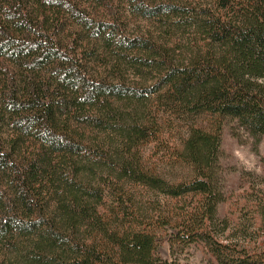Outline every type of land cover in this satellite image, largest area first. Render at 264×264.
Masks as SVG:
<instances>
[{"label":"trees","instance_id":"1","mask_svg":"<svg viewBox=\"0 0 264 264\" xmlns=\"http://www.w3.org/2000/svg\"><path fill=\"white\" fill-rule=\"evenodd\" d=\"M226 119L264 138V0H0V264H264V158L217 230Z\"/></svg>","mask_w":264,"mask_h":264},{"label":"rangeland","instance_id":"2","mask_svg":"<svg viewBox=\"0 0 264 264\" xmlns=\"http://www.w3.org/2000/svg\"><path fill=\"white\" fill-rule=\"evenodd\" d=\"M147 24L142 23V30L146 29ZM151 31L156 35L159 29L153 27ZM185 31L183 36H186ZM183 38L182 46L185 49L186 41ZM184 44V45H183ZM200 122V121H199ZM264 158V138L261 136H253L243 129L236 121L226 119L223 123L220 141L218 145V159L215 170L218 190L220 194V202L217 205L216 218L219 236L224 238L227 234H231L233 221L237 216L236 207L248 209L253 206L251 201L246 197L251 191L253 184H256L261 179L262 164L261 159ZM160 174L169 179L177 180L182 177H187L189 170L184 167L159 165ZM247 200L248 202H245ZM232 210V212H230ZM246 212V211H244ZM249 212L247 217L250 216ZM247 217L241 218L240 223H249V232L255 230L253 220H246ZM228 221L226 229L222 230L223 220ZM227 223V222H226ZM175 232V231H173ZM157 252L162 259L173 261L176 264H207L209 256L202 245L195 243H179L174 242L172 251L170 242L167 240V235L161 237Z\"/></svg>","mask_w":264,"mask_h":264}]
</instances>
